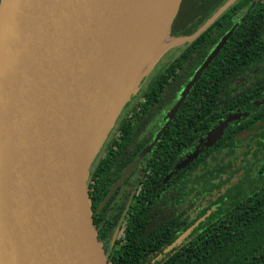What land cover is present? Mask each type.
<instances>
[{
  "label": "water",
  "instance_id": "water-1",
  "mask_svg": "<svg viewBox=\"0 0 264 264\" xmlns=\"http://www.w3.org/2000/svg\"><path fill=\"white\" fill-rule=\"evenodd\" d=\"M236 1L228 0L191 35L171 34L183 0L173 12L159 16L169 42H159L160 56L142 73L127 101L169 50L194 42ZM144 2L0 0V264H112L94 222L89 178L126 106L100 126L120 58L141 17L154 12L151 2ZM232 31L186 84L166 113L167 123L141 156L151 152ZM235 118L230 115L207 132L163 182L193 163L203 148L213 146ZM202 220L165 252L181 245ZM117 234L118 229L111 247Z\"/></svg>",
  "mask_w": 264,
  "mask_h": 264
},
{
  "label": "trees",
  "instance_id": "trees-1",
  "mask_svg": "<svg viewBox=\"0 0 264 264\" xmlns=\"http://www.w3.org/2000/svg\"><path fill=\"white\" fill-rule=\"evenodd\" d=\"M236 8L237 6L226 13L231 16ZM212 12L213 10L208 7L207 0L199 2L183 0L180 12L171 28L172 36L192 34L200 25L204 24ZM219 22H221V18L216 24ZM248 22L249 20L240 29L248 28L246 27ZM232 25L233 22H230L228 27L230 28ZM212 28L213 25L196 41L186 45L184 55L188 56L193 49L202 52L203 49L213 48L212 44L217 42L218 37L211 40ZM217 33L220 36L222 31ZM238 35L239 29L235 31L234 37L221 51L212 66L192 87L170 127L156 144L150 156L149 175L143 181V187L125 217L122 237L113 250L109 251L108 260L112 264H264V135L263 140L259 142V148L262 149L260 158H254V162L246 158L249 164L239 177L238 184L235 183L233 186L231 184V187L221 198L223 199L221 206L208 219L203 217L204 220L193 228L191 234L181 245L175 246L169 251L168 259L160 257L159 253L200 218L198 220L197 218L183 219L179 224H176L175 229L170 230L162 229L160 226L149 232L146 228V225L149 224L148 217L146 222V195L153 197L155 196L153 191L160 190L157 186L170 171L176 151H178L176 154L186 153L193 148L192 144L197 141L198 135L210 129L211 113L217 111L218 104L223 103L228 106L234 104L228 101L218 102L216 96L224 87L221 83L226 72L233 71L237 65H245L244 62L251 60L255 55L251 52H238ZM228 56H230L229 61ZM187 61L186 58L181 60L179 57L153 75L156 67L152 70L145 79H150L152 89L150 94L144 95L147 103L141 101L135 107L139 110V114L154 105L152 114H156L174 103L189 77L196 71V67H192V63ZM158 63L160 64V61ZM181 66L186 68H180ZM165 88L170 89V92L168 90L163 92ZM159 91L161 92L160 99H158ZM120 118L116 124L119 131L122 132V138L116 140V143L119 148H122L128 142L126 136L130 135L127 125L131 126L133 130L140 127L143 124V116L138 115V119L130 124ZM144 144L145 142L141 146ZM110 148L113 150L114 146L111 144ZM130 160L131 158L128 159V161ZM125 165H127V160L123 167ZM110 167L107 161L92 167L89 190L93 202L94 222L100 232L101 240L106 244H110L115 226V224L110 226L113 224L110 223L113 211L108 212L112 200L103 209H100L99 206L111 187L112 171H110L111 173L108 171L104 178L100 176H102L104 168L111 169ZM217 167H221L224 173H227L231 178L239 172V168L244 166H234L228 161L227 163L219 162ZM198 173L201 172L198 171ZM190 183L193 190L194 186L203 183V180L196 177ZM124 207V205L121 206L120 213ZM203 214L204 212L201 213V215ZM183 215L184 212L181 216ZM119 216L114 219L117 220Z\"/></svg>",
  "mask_w": 264,
  "mask_h": 264
},
{
  "label": "flooded vegetation",
  "instance_id": "flooded-vegetation-1",
  "mask_svg": "<svg viewBox=\"0 0 264 264\" xmlns=\"http://www.w3.org/2000/svg\"><path fill=\"white\" fill-rule=\"evenodd\" d=\"M195 1L199 2L200 0ZM227 1L228 0H207L208 7L213 10L208 19L213 17V15L217 13ZM235 6H237V8L233 12V15L230 16L226 13ZM220 18L221 22L216 24ZM248 20L249 22L246 25L248 28L240 29V27ZM230 22H233V25L229 28L228 26ZM202 25H200L194 32H196ZM212 25L213 28L211 29L210 38L211 40H214L218 37L217 42L212 44L214 45L213 48L208 50L203 49L202 52L198 49H193L188 56H185L184 48L186 45H183L176 49V53L174 56H171L172 58L169 63L177 60L179 57L181 60L186 58V60L192 63V67H196L197 71L217 44L220 43L221 39L233 30L219 54L226 48L228 43H230L231 39L234 37L237 29H239L237 42L239 46L238 52H251L255 55L251 60L245 61V65H237L236 69L233 71L228 70L223 78L221 84L224 85V87L219 91L216 100L218 102L228 101L229 103L234 104L230 106L223 103L218 104L217 111L211 113L212 123L210 129L205 133L199 134L197 141H194L192 144L193 148L186 153L176 154L178 153V151H176L170 171L163 177L161 183L157 186L160 190H154L153 192L155 193V196L153 197H148V194L146 195V222L147 217L149 219V224L146 225V228L149 232L160 226L162 229H175L176 224H179L183 219L193 220L197 218L198 220L203 217L208 219L212 213L221 206L220 204L223 200L221 198L230 188L228 186L231 184L233 186L237 183L239 177L243 174V171L246 170V166L249 164V162L246 161V158L250 159L251 162H254V158H260L262 154V149L259 148V142L263 140L264 135V124H261L264 123V0H237ZM212 25L210 27H212ZM218 31H222L220 36H218ZM219 54L209 64V67L206 70L212 66ZM227 59L229 61L230 56H228ZM169 63H163L161 65L162 68ZM180 68L186 67L181 66ZM156 71H158V69L154 70L152 75ZM196 71H194L189 77L187 83L191 80ZM151 90L150 79L145 80L139 90V97L126 107L120 116L121 120H126V122L130 124L138 119V115H142L143 124L140 127L134 128V130L131 129V126L127 125V131L130 135L126 136L128 142L122 148H119L116 143V140L122 138V132L119 131L118 125L116 124L92 165V167H94V165L98 166L105 161L110 164L111 169L104 168L102 176L99 175L101 178H104L108 171H112V176L110 178L111 187L108 194L112 188L117 185L110 198L107 200V194L101 200L99 206L100 209H103L106 207L107 203L112 200L108 212L110 213L113 211L111 213L112 220L110 222L113 224L110 226L114 224L115 226L112 231L110 244L103 242L107 254H109V251L113 250L116 243L122 237L125 217L139 191L142 189L143 181H145L149 175L150 156L156 145L152 148L151 152L146 153L143 156H141V154L150 144L153 143L159 131H161L167 123V120H165L166 113L178 101L182 92V90L179 92L178 98L174 100L173 104L167 107L168 109L165 108L156 114H152L154 105L147 108L143 112L144 114H139V110L135 109V107L139 105L141 101L147 103L144 95L150 94ZM166 90L170 92V89L168 88H165L163 92H166ZM160 97L161 92L159 91L158 99H160ZM230 115H234L236 118L229 122L224 135L213 146L203 148L199 157L193 163L184 170L174 173V175L164 183L163 181L165 177L174 170L175 165L187 153L192 152L199 145L200 140L206 137L207 132L220 124L221 121L225 120ZM158 116H162L159 117L161 121L155 124ZM174 118L162 133L158 142L168 130ZM259 124H261V126L255 132L242 136L246 131L253 130ZM144 142L145 144L141 146ZM111 144L114 146L113 150L110 148ZM175 149L178 150V148ZM130 158L131 160L128 161ZM126 160L127 165L123 167ZM228 161L234 166H244L239 168L242 171L239 170V172L231 178H229L227 173H224V170L221 167H217L219 162L227 163ZM132 163H134L135 166L127 176H124V171ZM198 171L201 173H198ZM196 177L202 179L203 183L195 185V189L192 190L190 181ZM228 179L229 182H227ZM90 180L91 174L89 178V190ZM162 184L164 185L163 187ZM123 205L125 207L120 213V208ZM183 212L184 215L181 216ZM202 212H204L203 215H201ZM116 216H119L117 220L114 219ZM117 229L118 234L116 241L114 246L111 247L112 238ZM165 249L166 248L159 253V256L168 259L169 252L166 253Z\"/></svg>",
  "mask_w": 264,
  "mask_h": 264
},
{
  "label": "bare ground",
  "instance_id": "bare-ground-1",
  "mask_svg": "<svg viewBox=\"0 0 264 264\" xmlns=\"http://www.w3.org/2000/svg\"><path fill=\"white\" fill-rule=\"evenodd\" d=\"M148 1L151 2L149 9H153L154 12L141 17L131 45L126 47L120 58L114 72L111 95L109 93L108 96L107 93L106 98L109 97L107 107L99 118L100 126L107 124L109 117L114 115L116 110L128 104L127 98L134 90L142 73L154 65L160 56L161 41L169 42L167 30L165 33L162 31L163 23L158 22L157 19L170 9L173 12L178 0H145L144 3L148 4ZM147 22H150L149 25Z\"/></svg>",
  "mask_w": 264,
  "mask_h": 264
},
{
  "label": "rangeland",
  "instance_id": "rangeland-1",
  "mask_svg": "<svg viewBox=\"0 0 264 264\" xmlns=\"http://www.w3.org/2000/svg\"><path fill=\"white\" fill-rule=\"evenodd\" d=\"M177 49V48H176ZM176 49L174 48V49H171V50H169L163 57H162V60L160 61V64H158L157 65V67L158 68H156V69H158V70H160L161 68H162V64L163 63H169L170 61H171V56H174L175 55V51H176ZM145 81V80H144ZM143 81V82H144ZM143 82H142V84H143ZM142 84H141V86H142ZM141 88V87H140ZM140 90V89H139ZM139 90H138V92L130 99V101H129V103L125 106V107H128L130 104H132V102L135 100V99H137L138 97H139ZM166 109H168V108H166ZM122 114V113H121ZM121 116V115H120ZM159 117H162V116H158L157 117V120H156V122H155V124L156 123H159L160 121H161V119L159 118ZM120 118V117H119ZM112 132V131H111ZM240 171H242V170H240Z\"/></svg>",
  "mask_w": 264,
  "mask_h": 264
},
{
  "label": "clouds",
  "instance_id": "clouds-1",
  "mask_svg": "<svg viewBox=\"0 0 264 264\" xmlns=\"http://www.w3.org/2000/svg\"><path fill=\"white\" fill-rule=\"evenodd\" d=\"M175 49H176V48H175ZM161 60H162V59H161ZM161 60H160V61H161ZM158 64H159V63H157L155 67H157ZM155 67H154V68H155ZM146 78H147V77H146ZM146 78H145V79H146ZM189 81H190V80H189ZM185 86H186V85H185ZM184 88H185V87H184ZM182 91H183V90H182ZM125 108H126V107H125ZM125 108H124V109H125ZM122 112H123V111H122Z\"/></svg>",
  "mask_w": 264,
  "mask_h": 264
}]
</instances>
